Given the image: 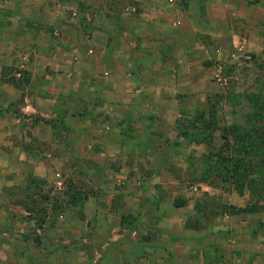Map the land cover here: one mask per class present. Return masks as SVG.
Wrapping results in <instances>:
<instances>
[{
    "label": "crops",
    "instance_id": "obj_1",
    "mask_svg": "<svg viewBox=\"0 0 264 264\" xmlns=\"http://www.w3.org/2000/svg\"><path fill=\"white\" fill-rule=\"evenodd\" d=\"M85 1L0 0V200L12 205V188L28 200V194L34 196L28 186L32 179L42 181V187L52 182L55 193L66 189L67 181H76V174L92 182L89 166L103 155L111 166L101 168L118 172V184H126L120 195L131 194L139 179L152 189L146 199L153 203H138L131 212L134 232L141 235L133 245L145 249L135 257L138 263L264 264V219L257 211L223 213L205 227L192 226L188 216L195 213L194 205L167 189L174 151L188 147L167 139L174 130L186 138L175 116L191 119L199 102L207 103L215 84L210 75L230 50H260L264 0H185L174 6L175 0L163 9L156 0H133L124 15L137 16L135 27L116 31V23L87 27L79 22L90 20L81 8ZM64 12L76 20L74 25L63 23ZM142 19L148 27L140 26ZM234 23H246L251 30L242 36ZM156 28L178 36L165 43L154 35ZM98 31L102 39L92 41ZM128 32L137 38L134 50L124 44ZM87 56L95 59L94 66L83 65ZM97 64L104 71L98 72ZM76 71L84 74L83 83L72 78ZM95 92L99 99H93ZM47 118L48 125L38 126ZM152 136L164 139H148ZM153 161L160 166H147ZM56 164L67 171L55 172ZM86 195L81 211L90 202ZM175 199L185 204L177 206ZM110 207L125 226L129 218L118 206ZM4 224L1 218L0 226Z\"/></svg>",
    "mask_w": 264,
    "mask_h": 264
},
{
    "label": "rangeland",
    "instance_id": "obj_2",
    "mask_svg": "<svg viewBox=\"0 0 264 264\" xmlns=\"http://www.w3.org/2000/svg\"><path fill=\"white\" fill-rule=\"evenodd\" d=\"M132 1L86 0L83 5L84 7L81 8L82 11L85 10L90 16V20L85 17L84 21L80 20L79 22H82L87 27L91 23H99L100 25H104V22L116 23L118 27H115L113 31L118 30L119 27L132 29V27H135L137 16L124 15V12H127V10L125 11V7L130 6ZM184 1L176 0L174 6H182ZM156 2L160 3L161 9L171 5L165 0H156ZM171 8L174 9L173 6ZM100 11L109 14L107 15L109 18L104 19V17H99L98 15H101ZM64 17L66 19L63 22L64 24H75L76 20L68 18L65 12ZM233 25L235 30H239L237 33L242 36L246 32H250L249 29L251 27L246 23H234ZM140 26L148 27L146 20L142 19ZM153 32L157 38H162L165 43L172 42L178 36L173 33H163L159 28L154 29ZM189 35L193 36L194 34L189 33ZM91 38L92 41H99L102 39V34L98 31ZM258 38L260 36L257 35L256 39ZM261 38L262 47L260 50L250 52L245 49L237 50V48H234L230 50L227 56L228 59L222 60L220 69L212 72L210 75V81L215 82L214 88L208 93L210 96L207 103L206 101L199 102V109L209 108L210 103L215 102L217 123L220 127L232 122L244 123L245 113L250 109L249 101L245 95L264 96V38ZM124 39L125 46L130 50L131 48L134 50L135 42H137L136 36L133 37L128 32L125 34ZM145 50H148V48H145ZM82 60L85 61L83 65L87 64L92 67L95 64L93 63L95 59L90 56L82 57ZM97 66L99 67L98 72L104 71L101 65L97 64ZM143 75L145 78L150 77V73L147 72ZM72 78L79 79L82 82L85 76L81 71H76L73 73ZM95 93L92 96L93 99H99V94ZM93 103L95 102L93 101ZM74 105L78 111L81 110L82 107L78 101L74 102ZM175 118L180 123L184 117L176 115ZM47 121L48 118L44 119L42 122L44 125L38 122V126L42 125L45 127V124H49ZM96 134L94 137L97 136ZM170 135L171 138L167 136L168 140L179 139L188 145L187 149H176L169 164V172L172 175V179H170L171 182L169 181L167 189L172 192L176 191V197L187 198L192 206L195 205L197 199L199 200V196L204 193L214 198V201L217 203L221 202L235 206H245L249 202L253 203L258 200L253 198L248 191L238 194L229 187H210L205 183H199L198 177L203 167L202 155L211 149L216 150L219 147L221 143L219 131L215 132V138L211 146H207L204 143H189L187 138H182L179 135L178 130H174ZM153 138L156 140L164 139L163 136H152L148 139ZM98 156L95 157L97 162L92 164L91 167L89 166L92 169V182L83 180L82 175L78 176L76 174L73 176V179H76L78 187H80V191H85L91 197L89 204H86L85 208H82V211L80 210L81 207H75L76 209L69 208L64 211L49 212L47 214V221L40 226L38 219L42 210L38 209L39 212L36 214L23 212L19 206L15 205V202L21 196L20 189L12 188L9 190L12 192L10 197L12 205L9 207L5 206L2 200H0V219L3 218L5 221V224L0 226V264H147L146 260L142 259L138 263L139 261L135 259L136 256L144 255V246L139 245L140 247H137V245H133L134 241H138L137 236L141 235L135 233L134 229L131 230L129 225L120 226L118 216L114 212L108 211L107 207L109 205L111 207L116 205L119 211L124 212L126 218H129L128 220H133L131 212L135 205L138 203H153V199L148 201L146 199L148 197L146 193L150 192L151 195L152 189L145 186L146 184L140 182L139 179V182L134 180L136 182L134 184L135 188L136 185L138 187L133 191L131 190V194H127L126 196L120 195V188L122 190L126 189V184H118L116 177L118 172L103 170L101 167L105 164L110 165L111 162L103 155ZM162 163H164V160ZM167 163L169 162L165 161V165ZM77 165L83 166L81 163ZM147 166L159 167L160 165L158 162L153 161L152 164H148ZM62 167L64 165L56 164L55 172L60 171V174L65 173L67 168L65 167L62 171ZM164 182L166 183L167 181L165 180ZM66 185L65 188H69ZM140 185L141 189H139ZM89 186L91 187L88 188ZM191 186L196 187V189H191ZM152 188L158 189L155 186ZM225 188H229L230 190ZM42 189L51 197L55 193L52 182L43 185ZM36 191L34 190L32 193L37 198ZM113 192L114 195H112ZM171 197L172 194L169 195V200ZM36 198L33 199L35 200ZM260 202L264 205V198L260 199ZM40 204L44 205V203ZM43 205L42 207H44ZM48 206L49 204H47ZM257 212L260 219L263 220L264 210ZM225 213L229 214V212ZM188 217L192 226L205 227L211 222L209 220L211 216L202 217L196 211L189 214ZM26 233L32 234L27 239H24L23 235ZM224 241L225 245L229 242L227 237H224ZM228 250L227 246L224 252ZM4 252L6 253L5 257L3 256ZM7 253L10 254L7 255ZM224 264L228 263L225 262Z\"/></svg>",
    "mask_w": 264,
    "mask_h": 264
},
{
    "label": "trees",
    "instance_id": "obj_3",
    "mask_svg": "<svg viewBox=\"0 0 264 264\" xmlns=\"http://www.w3.org/2000/svg\"><path fill=\"white\" fill-rule=\"evenodd\" d=\"M259 1L248 0L250 3ZM245 96L249 101L250 109L245 113V120L242 124L232 122L220 127L217 123L215 102L210 103L209 108L196 111L191 119L187 118L179 123L180 133L184 137L207 146L212 145L215 132H220L219 147L202 155L203 167L199 173V183H205L210 187H229L238 194L248 191L253 198L258 199L245 206H235L217 203L214 198L204 193L199 196V200L197 199L194 209L202 217L211 216L210 221L225 212L237 214L264 210V205L260 202V199L264 198V96L254 94ZM40 183L42 181L35 179L28 182L29 188L32 187L33 191L37 190V198L35 195L28 194V200L20 196L15 202V204H21L25 210L29 211V214H36L42 210L38 219L40 226L47 221L49 212L82 207L84 199L87 198L85 191H80L75 180L66 182L69 186L67 191L64 189L65 191L54 193L52 197L42 189ZM40 203H44L42 204L44 207ZM47 204H49L48 207ZM174 204L184 205L185 200L175 199ZM124 221L131 230L134 229L131 225L132 220ZM31 234L26 233L23 238L27 239Z\"/></svg>",
    "mask_w": 264,
    "mask_h": 264
},
{
    "label": "built area",
    "instance_id": "obj_4",
    "mask_svg": "<svg viewBox=\"0 0 264 264\" xmlns=\"http://www.w3.org/2000/svg\"><path fill=\"white\" fill-rule=\"evenodd\" d=\"M165 1H167L168 3H174V1L175 0H165ZM237 50H240V48H237ZM191 189H196V187H194V186H191Z\"/></svg>",
    "mask_w": 264,
    "mask_h": 264
}]
</instances>
